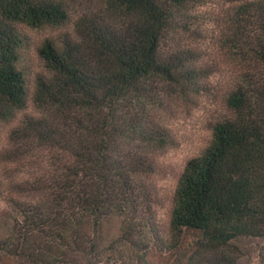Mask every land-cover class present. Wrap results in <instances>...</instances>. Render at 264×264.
I'll use <instances>...</instances> for the list:
<instances>
[{"label": "trees", "instance_id": "16d2710c", "mask_svg": "<svg viewBox=\"0 0 264 264\" xmlns=\"http://www.w3.org/2000/svg\"><path fill=\"white\" fill-rule=\"evenodd\" d=\"M193 2L0 0V123L36 112L9 160L47 162L11 183L0 264H241L253 240L264 264V0L221 19L216 51L235 69L223 107L177 181L167 239L155 219L168 106L218 98L210 53L184 42L207 39ZM69 25L38 48L44 73L30 87L23 30Z\"/></svg>", "mask_w": 264, "mask_h": 264}, {"label": "rangeland", "instance_id": "374dc122", "mask_svg": "<svg viewBox=\"0 0 264 264\" xmlns=\"http://www.w3.org/2000/svg\"><path fill=\"white\" fill-rule=\"evenodd\" d=\"M243 0H194L190 6V13L198 14L204 19L200 23V30L207 39L197 40L186 39V36L179 35L184 42H191L194 47L199 46L206 50L210 55L204 60L207 64H215L218 67L217 73L213 74L208 80L211 89L218 95L216 100L208 98L206 95L195 98L196 104H185V102L168 106L166 115H164L163 124L168 129L170 145L160 152H153V157L158 162V173L152 177V185L155 191V203L153 206L156 221L159 228L163 231L167 239L168 223L173 207V194L175 186L185 164L193 157L199 155L209 144L212 138V123L218 119V111L223 107L221 96L223 91L229 87V78L234 72L233 65L225 63L216 51L215 43L222 30V21L224 14L232 5L239 4ZM71 25L63 29H24V35L27 38L26 48L23 51L22 66L28 75V84L30 87L34 78L44 73V65L38 57V48L42 43L52 37H58L63 32L71 31ZM195 39V38H191ZM26 115H36L33 108L17 115L11 122L0 123V234L3 232L2 224L5 221L2 216H13V212L7 203V195L13 193L10 188L13 182H22L31 177L38 170L45 167L43 163L37 165H26L27 161L9 160L15 145L12 141V133L19 126L21 120ZM7 154V155H6ZM47 166V165H46ZM5 184V186H3ZM8 188V189H7ZM10 188V189H9ZM16 197V195L13 193ZM23 200L20 197H17ZM261 241H248L245 244L246 250H249L247 259L241 264H258V253L262 247ZM154 264H161L162 260L153 258Z\"/></svg>", "mask_w": 264, "mask_h": 264}]
</instances>
